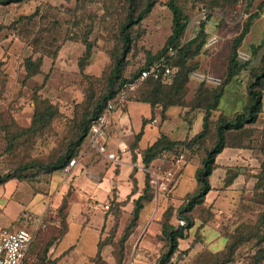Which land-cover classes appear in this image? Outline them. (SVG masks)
<instances>
[{
  "label": "rangeland",
  "instance_id": "374dc122",
  "mask_svg": "<svg viewBox=\"0 0 264 264\" xmlns=\"http://www.w3.org/2000/svg\"><path fill=\"white\" fill-rule=\"evenodd\" d=\"M167 1L159 0L133 31L136 39L127 55L131 73L143 64L145 57L159 52L171 34L172 15L165 6ZM262 1L251 0L248 7L243 8L239 5L240 0H176L188 18L181 45L191 43L197 36L194 22L202 10L208 14L203 24L205 33L202 30L205 40L202 52L189 60L188 65L190 68L195 66L194 71L222 79L232 41L250 20L248 33L236 55L237 62L247 64V67L222 85L218 109L210 115V131L201 146L209 147L213 143V126L219 115L229 117L245 103L250 68L259 66L264 53ZM144 2L134 0L133 8L139 9ZM129 4V0H28L0 6V176L29 162H51L66 151L78 133L85 113L102 93L104 77L111 67L109 53L119 49L118 31L131 8ZM212 36L218 38V43L213 50H208L206 45ZM84 40L92 42L94 48L81 73L78 59L84 52ZM40 56L43 61L41 73L25 79V59ZM190 74L185 102L192 99L198 87L215 88L192 80ZM134 106L138 107L137 113L130 111V115H122L119 123L137 132L139 116L147 105L138 103ZM262 109L257 122L247 125L241 143L243 147L254 149L250 153L252 163L233 166L231 172L237 177L225 187L222 173L226 167L218 156V166L210 178L212 188L217 191L209 192L205 198V229L219 232L239 245L233 264H255L254 254L263 232L264 183L256 190L254 185L263 162L260 148L264 144V91ZM36 111L44 116L33 126ZM177 112V108L169 109L166 121L147 128L173 140L183 139L187 124L177 117ZM199 117H190L191 133L200 130L202 121ZM115 123L119 124L118 121ZM234 137L230 135L228 142H235ZM147 140L145 136L143 144ZM81 165L84 166L82 160L77 169L81 170L79 174H88L85 173L86 166L83 169ZM169 167L168 163L157 162L152 170L178 171L177 166ZM197 167L198 159L194 158L181 169L172 191L173 199L194 191ZM74 171L40 175L35 170L21 171L20 181L12 180L19 183L16 193L10 201L3 198L0 202V227H21V217L13 221L20 206L31 215L27 228L37 231L30 264H132L133 256L143 251L151 257L148 262L137 264H153L161 244L143 230L147 224L153 229L157 227L167 198L161 194L152 196L138 225L123 239L131 208H113L109 198L102 203L77 198L75 191L79 188L73 182L77 172L74 174ZM13 188L14 184L8 183L0 187V193L3 190L11 192ZM98 204L108 205L109 210L96 208ZM145 236L153 242L151 249L140 246L139 239ZM196 238H201L199 232ZM180 245L183 248L185 243L182 241ZM178 264L190 262L185 260Z\"/></svg>",
  "mask_w": 264,
  "mask_h": 264
},
{
  "label": "trees",
  "instance_id": "16d2710c",
  "mask_svg": "<svg viewBox=\"0 0 264 264\" xmlns=\"http://www.w3.org/2000/svg\"><path fill=\"white\" fill-rule=\"evenodd\" d=\"M28 0H0V6H8L11 4H19ZM130 1V9L126 20L122 22L119 27L120 46L119 49L110 51L111 67L109 72L104 77V87L102 93L94 106L88 110L81 122L76 136L69 142L66 151L57 159L43 163V162H29L19 166L0 176V187L16 179L20 181L21 171L35 170L36 174H52L54 172L63 171L72 158L78 156L81 147L87 140L90 134V128L97 117L102 113L107 102L113 100L116 95L123 90V88L133 83L139 78L142 72L149 71L152 66L161 65L170 68H175L176 72L170 79L163 80L162 78H154L152 75L145 78L141 84L134 91L133 96L128 98V101L143 102L150 106L151 111L159 109V114L162 120L166 118V111L172 107H178L181 110L180 117L188 125L191 130L190 117L195 115L201 116V129L193 136L187 135L183 140H172L167 136L160 135L159 138L141 151V162L143 168L147 171L144 181V187L140 195L131 201V210L129 212V222L125 228L123 239L131 232L139 222L140 212L151 201L152 196L155 195L154 190L150 186L149 173L157 162H162V165L173 163L175 159L182 156L184 167L192 159H198V167L195 172L196 186L193 192L186 194L180 199V204L175 207L169 203L163 211L160 220L157 224L160 227V233L156 235L155 239L160 242L161 248L158 257L154 264H178L187 260L190 264H233V259L239 245L230 242V238L226 237L224 248L217 252L211 253L207 249L203 254L188 258L189 249L181 251L179 249V240L186 239L188 232L192 229L196 222L200 225H205V207L203 206L207 194L213 190L211 187L212 174L217 168V158L225 149H235L251 153L253 148L243 147L241 145L244 132L247 125L255 124L262 113V92L264 91V53L260 58L258 67L250 68V79L246 86V100L239 111H236L231 116L219 115L214 122V141L209 147L201 146L205 141L210 131V115L213 111L218 109L221 100L222 85L225 82L234 78V76L242 69L247 67V64H239L236 60V55L239 46L248 33L249 21L246 22L242 31L236 36L231 44V52L228 57L227 66L225 68V77L218 88L207 90L198 87L189 102L184 101L186 93V85L188 84V76L193 72L195 66L190 68L188 61L194 59L202 52L204 44V37L202 31L197 34L194 40L189 44L181 45V38L186 30L187 16L176 3V0H168L165 6L171 12L172 25L171 34L168 36L163 48L154 55L145 57L143 64L133 73L128 70L127 55L132 50V43L136 39L134 30L139 27L141 22L149 15L159 0H145L142 7L139 9L133 8L134 0ZM251 0H247V5ZM264 4V0L262 1ZM206 11V10H202ZM1 31V28H0ZM84 52L78 59V69L82 73L88 65L91 58L94 45L88 40L83 41ZM169 50H173L174 54L170 56ZM55 56H53V59ZM42 57L32 59L29 57L24 61L25 79H30L41 73ZM163 68V67H162ZM193 70V71H192ZM85 78L89 79L87 76ZM44 116L38 111L35 112L33 126ZM29 129H25L27 132ZM142 132H139L133 144L131 145L132 162L136 163V155L134 150L137 148ZM234 135L233 143L228 142V137ZM239 137V139H238ZM264 137V134H263ZM240 140V141H237ZM260 153L263 156L260 172L257 177V182L254 189H259L264 183V144L260 148ZM164 167V166H163ZM232 167L227 168L224 179L226 180L224 186L229 187L237 174L231 172ZM133 169L130 180L133 184L131 195L137 192L136 180L134 178ZM230 176H229V175ZM181 175V171L175 176L174 181L169 186L165 193H160L170 202L172 199V191L176 187L177 180ZM229 176V177H228ZM18 183V182H17ZM217 191V190H215ZM262 194V192H261ZM113 204V208H124L129 203V198L122 202H116L113 198H109ZM108 206V205H107ZM109 210V206L107 211ZM264 221V217H263ZM261 240L256 248L254 254L255 264L264 263V224ZM36 237V234H35ZM34 237V239H35ZM33 239V241H34ZM29 247L24 264H30L31 247ZM99 248H97V251Z\"/></svg>",
  "mask_w": 264,
  "mask_h": 264
},
{
  "label": "crops",
  "instance_id": "0c3cea01",
  "mask_svg": "<svg viewBox=\"0 0 264 264\" xmlns=\"http://www.w3.org/2000/svg\"><path fill=\"white\" fill-rule=\"evenodd\" d=\"M127 103L128 104H126L121 109L120 113L116 111L112 115L107 132V141H108L107 150L109 153H113L117 155L119 161L115 162L108 160L105 157L96 155L93 151L85 152L79 158L77 166L72 170V172L74 170L77 171V169L79 168L78 167L79 162L82 160L84 161V166H86L85 173H88V174H79L81 170H78L76 172V176H74L75 174L74 171L73 182L76 185V187L79 188L75 191V194H77L78 196L77 198H81L82 200L85 199V200L100 201L101 203L107 200L108 198H113L116 202H122L127 198H129V203H127V205L125 206L126 208L125 207L123 208V209H128L129 207L131 208V201H133L140 195L144 187V181L147 172L143 168L141 162V151H143L152 143H154L161 134L167 136L164 133H160V132L154 134L152 133V130L148 129L147 127L148 126L155 127L159 123H163L164 121H166L167 112L171 108H169L166 111L165 113L166 118L162 120L159 114V109H154L153 111H151L150 106L143 102L130 101ZM138 103L147 105V108H144L145 112H143V114L141 113L139 116V121H138L139 129L136 132L134 131L133 128L131 127L129 128L124 123H119V122L121 120L122 115L124 114L130 115V111H134L135 113H137L138 107L134 105H137ZM172 108L178 109L177 117L179 118L181 110L178 107H172ZM199 118L201 119V117ZM116 121H118L119 124L115 123ZM192 129H193V125L191 130L188 129V125H187L186 136L187 135L193 136L196 134V133H191ZM139 132H142V135L139 141L137 142V148L134 150V153L136 155V160H135L136 163H133L131 145L133 144L135 137ZM145 136L149 140H147V142L143 144V140ZM167 137L170 138L169 136ZM219 156H221V158L223 159L224 166L226 167V169L222 173V177L225 176L226 170L229 167L238 166L239 164L245 165L243 163L246 164L252 163V158L250 153L241 150L225 149ZM84 166L81 165L80 167L84 169ZM133 169L135 170L133 176L136 180L137 192L131 195L133 184L130 180V176ZM8 183L14 184L13 191L6 192L3 190V192L0 193V202L3 200V198L8 199L10 201L12 196L16 193L18 189L19 183H16L14 181H9ZM5 185L1 187H4ZM180 199H175V198L173 199L172 197L170 202L166 200L165 208L169 203H172L175 207H177L180 204ZM203 206L205 207V201ZM95 207L98 209L105 210L103 208L104 207L103 204L95 205ZM5 208L6 206L3 209ZM165 208L160 212L158 216V220H160V217L163 211L165 210ZM142 211L140 212V217ZM22 213H24V209L23 206H20L17 215L13 218V221L14 220L16 221L18 216L20 217ZM140 217H139V221H140ZM139 226L141 225L139 224ZM143 231L147 232L149 235L153 237L154 240H156L155 237L160 233V227L157 224V227L153 229L149 224H147ZM198 232L201 237L200 239L196 238ZM146 239H147L146 236L143 239L142 238L139 239V242L141 244L140 246L146 249H151L153 242L148 241ZM182 241L185 243L183 248H181L180 245ZM225 242H226L225 238L219 232L210 230L208 228L205 229V225L201 226L200 222L197 221L195 226L189 230L187 238L183 240H179V249L181 251L189 249L188 258H192L200 254H203L205 252V249H207L211 253H217L224 248ZM150 257L151 254L147 253L146 251H143L142 253H136L133 256L132 264L148 262ZM157 257L158 255H156L155 258H153V260H155Z\"/></svg>",
  "mask_w": 264,
  "mask_h": 264
},
{
  "label": "built area",
  "instance_id": "2783aa9c",
  "mask_svg": "<svg viewBox=\"0 0 264 264\" xmlns=\"http://www.w3.org/2000/svg\"><path fill=\"white\" fill-rule=\"evenodd\" d=\"M240 6L243 8L247 5V0H240ZM208 17L206 11L200 13L199 18L194 22L195 34H198L203 30L205 33V21ZM218 43V38L212 36L206 45V49L213 50ZM168 54L172 56L174 54L173 50H169ZM161 69L157 66H152L149 71H144L141 73L139 78L133 83L127 84L123 90H121L113 100L107 102L102 113L97 117L95 122L90 128V134L81 147V150L75 158H72L64 172L70 173L78 164L79 158L87 151H93L96 155L105 157L108 160L118 162L119 158L113 153H109L107 150V132L110 124L112 115L121 110L128 102V98L133 96L134 91L141 84V82L152 75L154 78H162L163 80L170 79L176 72L175 68H170L161 65ZM190 78L196 82L202 83L209 87H219L221 86L223 79L210 74H205L204 72L194 71L191 72ZM182 156H179L170 163L171 166H177L178 171L172 172L170 170H164L163 172L150 170L149 173V183L155 194L165 193L168 191L169 186L174 181L175 176L183 168ZM169 167V168H170ZM105 210L108 209L107 205L103 207ZM21 227L9 229L5 227H0V264H24L29 247L35 237L36 228L28 229V223L31 220V215L29 213H22L20 216Z\"/></svg>",
  "mask_w": 264,
  "mask_h": 264
}]
</instances>
